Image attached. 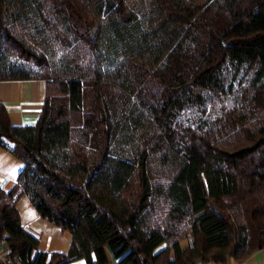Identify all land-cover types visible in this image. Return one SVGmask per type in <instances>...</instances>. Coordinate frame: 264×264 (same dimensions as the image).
<instances>
[{"label":"trees","instance_id":"16d2710c","mask_svg":"<svg viewBox=\"0 0 264 264\" xmlns=\"http://www.w3.org/2000/svg\"><path fill=\"white\" fill-rule=\"evenodd\" d=\"M40 79L37 121L0 104L17 264H201L264 247V0H0V81ZM26 196L68 231L41 251ZM187 239L181 246L180 241Z\"/></svg>","mask_w":264,"mask_h":264},{"label":"crops","instance_id":"0c3cea01","mask_svg":"<svg viewBox=\"0 0 264 264\" xmlns=\"http://www.w3.org/2000/svg\"><path fill=\"white\" fill-rule=\"evenodd\" d=\"M45 96V82L40 79L0 81V104L7 110L13 125L34 124L40 114ZM23 167V163L0 147V186L9 191ZM20 222L35 236L41 251L67 253L72 236L58 226L41 218L24 195L17 202ZM185 246V245H184ZM203 264H222L208 261ZM224 264H264V247L255 249L243 260L230 259Z\"/></svg>","mask_w":264,"mask_h":264},{"label":"built area","instance_id":"2783aa9c","mask_svg":"<svg viewBox=\"0 0 264 264\" xmlns=\"http://www.w3.org/2000/svg\"><path fill=\"white\" fill-rule=\"evenodd\" d=\"M0 264H17V260L9 255L4 238L0 237ZM196 264H201L200 262Z\"/></svg>","mask_w":264,"mask_h":264},{"label":"rangeland","instance_id":"374dc122","mask_svg":"<svg viewBox=\"0 0 264 264\" xmlns=\"http://www.w3.org/2000/svg\"><path fill=\"white\" fill-rule=\"evenodd\" d=\"M180 244H181V246L186 245V244H187V239H182V240L180 241Z\"/></svg>","mask_w":264,"mask_h":264}]
</instances>
